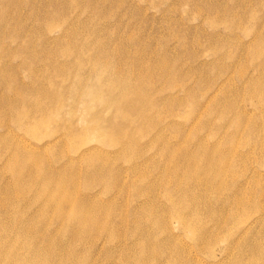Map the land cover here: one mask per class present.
Instances as JSON below:
<instances>
[{
	"label": "rangeland",
	"instance_id": "374dc122",
	"mask_svg": "<svg viewBox=\"0 0 264 264\" xmlns=\"http://www.w3.org/2000/svg\"><path fill=\"white\" fill-rule=\"evenodd\" d=\"M0 264H264V0H0Z\"/></svg>",
	"mask_w": 264,
	"mask_h": 264
}]
</instances>
